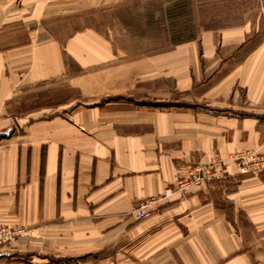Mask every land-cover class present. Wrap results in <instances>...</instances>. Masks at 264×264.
Instances as JSON below:
<instances>
[{"label":"crops","instance_id":"0c3cea01","mask_svg":"<svg viewBox=\"0 0 264 264\" xmlns=\"http://www.w3.org/2000/svg\"><path fill=\"white\" fill-rule=\"evenodd\" d=\"M135 1L0 0V223L28 231L0 264H264V171L232 161L264 154V29L134 56L120 37ZM214 157L224 178L134 218Z\"/></svg>","mask_w":264,"mask_h":264},{"label":"rangeland","instance_id":"374dc122","mask_svg":"<svg viewBox=\"0 0 264 264\" xmlns=\"http://www.w3.org/2000/svg\"><path fill=\"white\" fill-rule=\"evenodd\" d=\"M125 10L128 15L122 22L127 33L120 41L134 56L153 49L165 50L181 40L195 39L210 28L252 22L264 29V0H136ZM71 95L72 90L67 88L55 89L43 92V101L55 107ZM36 102L39 103V97L33 100ZM76 261L87 264L90 260L88 255L81 254Z\"/></svg>","mask_w":264,"mask_h":264},{"label":"built area","instance_id":"2783aa9c","mask_svg":"<svg viewBox=\"0 0 264 264\" xmlns=\"http://www.w3.org/2000/svg\"><path fill=\"white\" fill-rule=\"evenodd\" d=\"M240 174L257 176L264 171V154L259 152H242L232 157ZM184 175L177 176L172 185L165 188L162 194L144 198L132 205L131 213L136 220L150 217L158 211L159 203L169 201L173 194L187 195L193 187H199L213 181L214 178L225 177L226 165L220 157L208 162L190 163ZM27 234V229L20 223H0V250Z\"/></svg>","mask_w":264,"mask_h":264},{"label":"water","instance_id":"95a60500","mask_svg":"<svg viewBox=\"0 0 264 264\" xmlns=\"http://www.w3.org/2000/svg\"><path fill=\"white\" fill-rule=\"evenodd\" d=\"M11 133H12L11 129H7V131L0 130V139H1V137L6 138V137L10 136Z\"/></svg>","mask_w":264,"mask_h":264}]
</instances>
